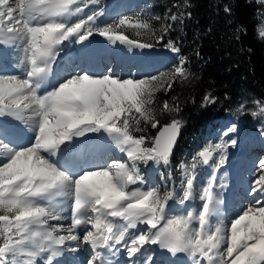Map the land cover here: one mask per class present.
I'll return each instance as SVG.
<instances>
[{
    "label": "snow or ice",
    "instance_id": "snow-or-ice-1",
    "mask_svg": "<svg viewBox=\"0 0 264 264\" xmlns=\"http://www.w3.org/2000/svg\"><path fill=\"white\" fill-rule=\"evenodd\" d=\"M264 8V0H256ZM99 0H0V45L22 49V75L0 74V117L23 122L32 132L27 144H17L0 131V264H54L69 242L73 251L87 246L86 264H111L104 250L122 246L131 264H155L148 246L157 245L175 256L187 254L192 264H264V158L258 160L250 187L254 202L228 225L219 216L216 192L219 169L228 149L238 141L230 134L233 124L217 143H209L181 161L180 184L164 191L145 187L140 164L169 165L182 122L172 119L155 136L145 127L157 128L160 120L151 107L155 94L170 91L179 79L190 78L187 57L167 73L140 78L80 71L49 85L48 77L64 42L82 44L94 34L110 43L149 49L164 41L184 12L150 18L124 16L98 24L102 14L93 11L77 17ZM231 14L229 4L223 5ZM188 16L191 13H187ZM255 31L264 40V12ZM155 21H168L155 27ZM136 37L130 39L125 31ZM243 30V29H241ZM147 38L145 42L144 38ZM163 46L179 54L173 39ZM206 103L216 98L205 95ZM253 116H264V101L256 100ZM242 102L238 110H244ZM179 111L163 101L160 113ZM143 125V127H142ZM89 134L103 137L122 154L97 168L76 172L64 157L65 149ZM224 137H227L225 139ZM213 168L199 189L197 169ZM171 176V173H169ZM198 198V207L177 210ZM70 209V216L63 213ZM69 219L65 226L62 220ZM49 221H56L49 225ZM139 226H143L141 229ZM146 229V230H144ZM134 230V231H131ZM82 233V234H81Z\"/></svg>",
    "mask_w": 264,
    "mask_h": 264
},
{
    "label": "trees",
    "instance_id": "trees-1",
    "mask_svg": "<svg viewBox=\"0 0 264 264\" xmlns=\"http://www.w3.org/2000/svg\"><path fill=\"white\" fill-rule=\"evenodd\" d=\"M107 1L99 0L98 8H103ZM224 4L231 6L230 15L224 13ZM179 12L185 13L183 24L176 22L168 36L181 39L180 54L187 57L186 67L191 76L183 82L178 79L170 91L155 94L151 107L156 109L160 125L145 127L146 135L155 136L159 127L172 119L182 122L181 135L170 159L176 163V179L182 161L176 154L184 140L199 138L208 123L227 111H239L242 102L244 110L251 113L253 101H264V40L255 31L264 8L256 0H149L136 15L163 18ZM162 22L168 21L152 20L157 28ZM125 35L137 38L132 32L125 31ZM152 42L160 44L154 39ZM208 94L216 98L215 103L204 101ZM165 100L178 106L179 111L161 114ZM185 146L190 151V145ZM149 164H140V168L145 170ZM158 187L161 191L166 189L161 181Z\"/></svg>",
    "mask_w": 264,
    "mask_h": 264
},
{
    "label": "rangeland",
    "instance_id": "rangeland-1",
    "mask_svg": "<svg viewBox=\"0 0 264 264\" xmlns=\"http://www.w3.org/2000/svg\"><path fill=\"white\" fill-rule=\"evenodd\" d=\"M114 1L115 0H111L107 5H104V7L102 8L103 12H99L102 14L97 19L98 24L102 25L105 23H112L113 21H116L119 18L124 17V16H128V17L129 16H136V13H138L140 10H143L144 6L148 3L149 0H142V1L141 0H125L123 3V7L119 10V12H117L116 14H112V16H109L108 18H105V17H107L111 3H113ZM91 7H92V9H97L99 7V4L98 3L97 4H89L85 8L88 10ZM76 15L69 17V19L73 20ZM126 31L132 32L135 34V32L131 29H128ZM169 38L173 39L176 42L177 46L180 48V44L182 43L181 39L171 38L169 36H166L165 40L158 42V43H160V45L155 46L156 48L154 49V50H164L166 52L165 54H167L169 56L167 58L166 64H164L163 66H161L157 70H152L151 72H149L147 74H141L139 71L136 72L137 67H132L135 69L132 70V72H131L130 71L131 68H129V74L126 76L127 77L131 76V77H135V78H140V77H143L145 75H158L159 73H162V72L163 73L169 72L174 67V65L178 64L179 57L184 56L180 53L179 54L172 53L169 49H167L163 46V44ZM66 43L70 44L71 42H66ZM15 48H16V50H15ZM0 53H1V55H0V61H1L0 62V74H3V75L21 74L22 75L24 73L25 67H24V65L21 64L23 52H22V49L20 47L16 46V47H14V49L9 50L8 48L5 49L4 45H0ZM108 68H110L112 70L111 66H108L106 69H108ZM77 72H79L78 69L76 70V73ZM103 74H108V73L106 71ZM115 74L118 76H122V74H118V73H115ZM122 77H125V76H122ZM256 110H257V106L254 105L253 111H256ZM252 112L249 113L245 110H239V111H235V112L227 111V113L223 117H220L219 119L216 120L217 125L208 126L206 128V131H205L203 136L196 138L195 140H191V141L184 140L181 147H179L176 156L177 157L180 156L179 159L182 158V160L185 162H190L191 156L196 151L203 148L205 145H207L209 143L214 144V143L219 142V140L222 138L223 132L227 129V127H230L231 125L235 124L237 130L235 133H231L230 136H231V138H234L238 141L237 146L230 147L228 149L226 162L219 169L216 170L217 177L221 176V174H223L222 172H224L225 170L230 169V167L232 166V162L234 161L235 158H237L235 156H238V155L242 156L243 161H245V159L248 158V160H246V162H245L244 169L245 170L250 169L249 171L254 172V174L256 175V173H255L256 164H257L259 159L264 158V156H263L264 155V116H262V115L253 116ZM3 118L6 119L8 124L16 125L20 129L25 128V131H28V129H29L27 125H24V123H22V122L19 123V121L15 120L12 117H0V127H2L3 123L5 122V121L1 120ZM4 129L6 130V128H4ZM1 130L4 132V130L2 128L0 129V131ZM25 131L23 130V132L26 134V135L24 134V136H28L29 131L27 133ZM7 133H10V132H6V134ZM8 136L13 141H15L10 135H8ZM31 137H32V133H30V136L27 137V140H26V138L23 140L21 139V141L19 140L21 143L15 138L17 140V141H15V143L27 144ZM224 138L227 139V137H224ZM22 141H24V142H22ZM188 144L190 145V148H189L190 151H187L188 147L185 146ZM250 156L252 157V160H249ZM121 157L122 156H120L118 158H121ZM111 158H117V157L111 155L109 158L106 159V161H109V159H111ZM106 161H105V163H106ZM175 164H173V162L170 160V164L167 166H165L163 164L157 165V170L155 171V177H148V171L147 170H149L150 167L146 168L145 172H143V170L140 168L141 173H142V175H144L145 180H146L145 187H147V186H157L158 187V183H159L158 181L159 180L161 181L162 186L164 188H172L173 186H178L180 184L181 177H180V172H179L177 174V179H176ZM101 166H103V165H101ZM94 168H97V167H94ZM210 169L211 170H209L206 165L199 167L197 169V173H196L197 178L195 181V186L197 189L202 187L203 183L212 174L213 168L210 167ZM149 173H150V171H149ZM169 173H171V176L169 175ZM253 179H254V177L252 178V181H253ZM217 182L219 183L218 180H217ZM247 183L248 184L251 183V178H250V181H247ZM246 184L241 187V188H244V190L246 189L244 195L242 196V198H243V201L241 203L242 209H245L246 206H248L250 203L254 202L253 197H251L250 193H249L250 192L249 189H250L251 185L249 186L248 184L247 185ZM236 200H237V198H236ZM199 204H200V201L197 198L195 201H193L190 204L189 208L190 207H198ZM178 211H179V209H178ZM63 215L65 217L70 216V209L65 211L63 213ZM235 217L236 216H234L230 219L232 220ZM213 218H212V223L215 224L214 223L215 219H213ZM66 224H69V219H67ZM142 229H143V227H142ZM144 230H146V229H144ZM74 243L75 242H72V244L68 243V245L71 244L74 248V247H76V244H74ZM150 246H152V245H150ZM150 246H148V250L151 252L152 255H156L157 251H153V249L150 248ZM88 258H89V256H88Z\"/></svg>",
    "mask_w": 264,
    "mask_h": 264
},
{
    "label": "bare ground",
    "instance_id": "bare-ground-1",
    "mask_svg": "<svg viewBox=\"0 0 264 264\" xmlns=\"http://www.w3.org/2000/svg\"><path fill=\"white\" fill-rule=\"evenodd\" d=\"M121 1L122 0H119V3H121ZM120 9L121 8H118L117 4L113 5V6L111 5L108 12H110L111 14H116L117 12H119ZM100 42H101L102 50H105L108 47H112L113 48V47H115V45H117V43H119V42H117L116 44H111L108 40H105V41L100 40ZM71 44H73V42H71ZM4 47H5V49L8 48L9 50H12L16 46L15 45H4ZM60 49H63V48H60ZM15 50H16V48H15ZM85 52H87V53L92 52V49H91L89 44L83 49V53H85ZM149 53H151V52H149ZM165 53L166 52L164 50H152V56H157V58L160 60L159 65H156V64L153 63V64H150V65H148L146 67L141 66L140 68H138V71L141 74H147V73L151 72L152 70H157L158 68H160L161 66H163L167 62V58L169 56L167 54H165ZM0 55H1V53H0ZM57 57H56V60H57ZM56 60L52 64V71H51V73H50V75L48 77L49 85L57 84L62 79L68 77L70 74L71 75L76 74V69L78 68V66L76 67L75 65L74 66L71 65V55L70 54H68L67 57L63 58L62 60L60 58L59 61H57L58 63L60 62V63L64 64V68L61 67L60 70H58V71L56 70L57 67H55ZM75 62L78 63L77 60ZM114 62H115L114 56H108L107 60H103L102 59V65H103L102 68H96L95 70H93V71H91L89 73L103 74L105 69L109 65L113 64ZM130 66H131L130 62L120 63V64H117V65L114 66V69L112 70V72L113 73L122 74V76L127 77L126 75L129 74V67ZM123 67H124V70H125L124 72H122ZM56 71H57V77L54 78V73ZM17 75H21V74H17ZM223 116L224 115H222L220 117H223ZM220 117H218L215 120H213L212 122L208 123L206 125V128L208 126L217 125L216 120L219 119ZM1 120L5 121V122L3 123V126L0 127V129L1 128L2 129L6 128V130H9L10 132H12V135H10V136L15 141H17V140L21 141V139L23 140L25 138L27 140V137H29L30 133H32L28 129V131H29L28 136H24L25 133L23 132V130L25 131V128L24 129H20L16 125L8 124V122L6 121L5 118H3ZM19 123H21V121H19ZM206 128H205V131H206ZM28 131H25V132L27 133ZM4 132H6V131H4ZM89 135H92V134H89ZM85 139L86 138H78L77 142L81 143L80 141L84 140V143H85L86 142ZM104 140L105 139L101 138V137L96 139L93 143H91L89 145L88 152L86 154L84 153V157H86L88 155L90 149H91L92 153H91V156L89 157V158H91V161H93V160L96 161L99 158L101 159L102 164H99L98 166L95 165L96 167H99V166L101 167V165H104L106 159L109 158L111 155L115 154L114 150L112 148H110L109 146H106V148L103 149L102 151H100L99 154L97 153L96 146H98L100 144L101 145L106 144V143H103ZM24 141H22V142H24ZM84 143H82L83 147L77 153H79V152H81L82 150L85 149L86 146H84ZM115 157L118 158L120 156L115 154ZM235 157H237V158H235L234 161L232 162V166L230 167V169L225 170L224 172H222L223 174H221V176H218V179H217L219 181V183L217 182L216 192H217L218 199L221 201V203L218 205V209H219L220 215L213 218V219H215L214 223H216L217 220H223L225 225H228L230 223V220H231L230 218L236 216L238 213H240L243 210L242 206H241V203L243 201L242 196L244 195L246 189L244 190V188H241V187L244 186L247 183V181H250V178H251V183H249V184L247 183L250 186L252 184V178L255 176L254 172H250L249 171L250 169L249 170L248 169L247 170L244 169L245 162H246V160H248V158L245 159V161H243L242 156L238 155V156H235ZM249 160H252L251 156L249 157ZM207 167H208L209 170H211L209 166H207ZM84 169H86V168H83L82 170H84ZM89 169H91V168H89ZM145 170H143V172H145ZM216 175H217V173H216ZM151 177H155V172L152 173ZM249 191H250V189H249ZM250 196L253 197L252 195H250ZM235 198H237V200ZM190 203H192V202H185V205H179V204L175 203L174 201H170V204L174 208H176L177 210L178 209L182 210L184 208H187L188 204H190ZM224 204H227V205H224ZM56 223H57L56 221H49V225H55ZM61 223H63L65 226L68 225V224H66L67 223V219L62 220ZM69 223H70V220H69ZM139 227L142 229L143 226H139ZM131 231H134V230H131ZM69 243L72 244V242H69ZM71 244H69V245L72 246ZM154 246H156V245H152V246H150V248H152L153 251L157 250V256L153 257L154 261H155V264H167L168 262H170V260H172L174 258V256L172 254L168 253L166 250L159 249L158 247H154ZM88 250L90 251V249H88L87 246H84L81 251L83 252V255H86ZM75 252H77L78 255L81 254V252H78V251H75ZM125 257L128 258L127 256H125ZM70 258L71 257L68 256V259H70ZM90 258H91V255L89 256L88 259H90ZM70 264H75V263H73V261H71ZM84 264H86V262Z\"/></svg>",
    "mask_w": 264,
    "mask_h": 264
},
{
    "label": "water",
    "instance_id": "water-1",
    "mask_svg": "<svg viewBox=\"0 0 264 264\" xmlns=\"http://www.w3.org/2000/svg\"><path fill=\"white\" fill-rule=\"evenodd\" d=\"M180 135H181V129H180L179 136H178V138H177V143H176V146H177V144H178V140H179V138H180ZM176 146H175V148H176ZM175 148H174V151H175ZM174 151H173V153H174Z\"/></svg>",
    "mask_w": 264,
    "mask_h": 264
}]
</instances>
